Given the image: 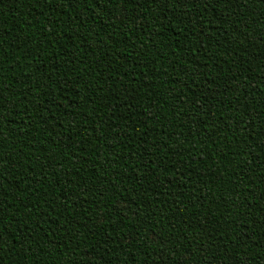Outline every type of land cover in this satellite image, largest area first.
I'll list each match as a JSON object with an SVG mask.
<instances>
[{
    "label": "trees",
    "instance_id": "16d2710c",
    "mask_svg": "<svg viewBox=\"0 0 264 264\" xmlns=\"http://www.w3.org/2000/svg\"><path fill=\"white\" fill-rule=\"evenodd\" d=\"M0 264H264V0H0Z\"/></svg>",
    "mask_w": 264,
    "mask_h": 264
}]
</instances>
